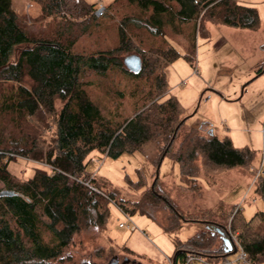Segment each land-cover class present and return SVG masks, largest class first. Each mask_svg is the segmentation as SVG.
Segmentation results:
<instances>
[{"label":"trees","instance_id":"obj_1","mask_svg":"<svg viewBox=\"0 0 264 264\" xmlns=\"http://www.w3.org/2000/svg\"><path fill=\"white\" fill-rule=\"evenodd\" d=\"M123 5H131L137 12L123 17L119 44L82 53L75 51L76 42L101 18L94 14L95 3L48 0L46 16L59 13L62 24L37 31L16 11L13 0H0V181L5 189L15 192L0 196V264H63L74 260L75 252L83 246L75 236L85 229H106L111 201L126 212L130 205L131 210L169 206L175 213V217L168 214L171 225L176 228L191 220L159 191L160 176L130 205L118 200L121 192L110 186L111 182L92 177L88 169L94 150L113 158L141 151L155 171L169 155L179 165L180 186L190 191L198 190L202 168L212 176L234 168L251 169L258 157L253 148L235 146L211 126H185L189 116L171 98L161 101L164 92L153 93L133 117L113 124L112 117L91 98L85 80L91 72L109 75L116 66L135 77L144 74L143 79L151 81L156 64L147 59L142 47H136L143 59L141 71L134 73L125 64V58L135 50L128 39L129 27L138 31L142 45L154 48V42L149 43L141 30L146 26L155 34H164L168 25L194 19L201 28L208 15L216 22L257 29L261 23L258 9L236 0H113L108 9L119 12ZM263 72L264 66L257 74ZM19 156L45 162L49 168L34 166L33 174L20 178L10 169V163ZM198 159H202L201 164ZM87 180L95 185H87ZM143 185L139 183L137 188ZM254 193L264 199V175L257 177ZM232 214L225 212V223L193 219L207 228L197 229L179 243L176 264H183L191 253L211 259L230 255L233 249L225 241L229 224L252 260L263 264L264 210H258L251 219L240 211ZM80 264L92 262L81 258Z\"/></svg>","mask_w":264,"mask_h":264},{"label":"rangeland","instance_id":"obj_2","mask_svg":"<svg viewBox=\"0 0 264 264\" xmlns=\"http://www.w3.org/2000/svg\"><path fill=\"white\" fill-rule=\"evenodd\" d=\"M47 1L13 0V5L32 29L49 31L51 24L57 25L61 21L59 13L46 16L44 6ZM86 1L96 6L102 2L107 8L113 2ZM236 1L258 9L261 18L258 30L216 22L206 15L201 28L194 19L168 25L164 34H155L147 26L140 28L144 29L149 43L154 42V48H149L150 44L144 46L140 42L138 31L129 27L126 30L128 39L133 41L135 48L129 54H139L136 47H142L147 59L156 64L151 81L144 80V74L135 77L116 66L109 75L91 72L85 80L91 98L112 117L113 124L133 117L153 93L164 92L161 101L171 98L189 116L185 126L201 128L205 125L208 129L206 124L209 123L221 138L229 137L235 146L253 148L258 157L252 170L234 168L212 176L202 168L198 190L190 191L180 186L178 163L169 155L165 156L157 187L186 218L191 219L176 228L171 225L168 214L175 217V213L169 206L157 210L142 206L144 209L131 210L130 204L140 199L146 187L157 180L153 163L141 151L125 152L113 158L94 150L89 155L88 165L92 177L111 182L110 186L121 192L118 200L123 199L130 205L128 213L132 221L129 226L120 227L119 222L127 220V216L116 202L111 201L106 229H85L76 235L75 240L81 241L83 251L78 248L79 253H73V262L63 264H80L81 258L92 264H172L179 243L192 237L198 228H207L193 219L225 223L227 211H233L232 216L240 211L251 219L258 210H264V199L254 193L259 177L257 170L264 156V72L257 74L264 66V0ZM107 12L98 18L97 24L82 33L75 51L89 53L116 47L119 25H124L123 17L137 11L131 5H123L119 12L110 7ZM146 14L150 17V13ZM57 105L61 106L60 101ZM197 162L201 164L202 159ZM34 166L49 168L45 162L23 156L10 163L11 171L23 179L33 174ZM74 179L72 177L71 181ZM132 182L144 185L137 188L136 183L130 184ZM86 183L95 185L89 180ZM3 189L5 186L0 181V191Z\"/></svg>","mask_w":264,"mask_h":264},{"label":"built area","instance_id":"obj_3","mask_svg":"<svg viewBox=\"0 0 264 264\" xmlns=\"http://www.w3.org/2000/svg\"><path fill=\"white\" fill-rule=\"evenodd\" d=\"M107 10H108L107 5L101 2L96 6L94 14L97 17H101L107 12ZM262 131L264 132V126H263ZM258 175H264V158L262 159L261 165L257 170V176ZM86 184L89 185V183H86ZM237 209L239 208L237 207ZM121 210L127 216V220L120 221L119 226L120 227L129 226V223L132 221V217L124 209L121 208ZM229 238L233 244V247L236 248V251L234 253H231L228 256L217 258V259H211L204 255L191 253L189 254L188 258L183 264H198V263H201V264H259L257 262H254L252 258L249 256L248 252L245 250L241 240L238 237V232H234L230 228V224H229Z\"/></svg>","mask_w":264,"mask_h":264},{"label":"water","instance_id":"obj_4","mask_svg":"<svg viewBox=\"0 0 264 264\" xmlns=\"http://www.w3.org/2000/svg\"><path fill=\"white\" fill-rule=\"evenodd\" d=\"M124 61H125L127 68L129 70H131L132 72L139 73L141 71L142 66H143V59H142L140 54L132 53V54L128 55ZM206 125L209 126L208 123ZM201 128H203V126ZM163 158H164V154H163L161 160ZM160 166H161V162L158 163V165H157L156 178L155 179H157L159 177ZM154 183H155V181L153 182L152 185H154ZM14 194H15V192L13 190L3 189L0 191V196L14 195ZM218 231H219V229H218ZM225 241L227 243L228 248L233 249L231 253H234L236 251V248L233 247V244H232L229 236L225 237ZM176 260H177V253H175V255L173 256L172 264H176Z\"/></svg>","mask_w":264,"mask_h":264},{"label":"crops","instance_id":"obj_5","mask_svg":"<svg viewBox=\"0 0 264 264\" xmlns=\"http://www.w3.org/2000/svg\"><path fill=\"white\" fill-rule=\"evenodd\" d=\"M241 4H242V3H241ZM244 5H247V4H244ZM251 6H253V5H251ZM254 7H255V6H254ZM260 27H261V26L259 25V27H258L257 29H250V30H258ZM208 125L211 126L209 123H208ZM209 126H208V127H209ZM263 133H264V132H263ZM202 224H203V223H202ZM202 224H200V226H202ZM204 225H205V224H204ZM196 227H199L198 224H196ZM202 228H204V227H202ZM210 228H211V229H214L213 226H211ZM198 229H199V228H198ZM198 264H201V263H198Z\"/></svg>","mask_w":264,"mask_h":264}]
</instances>
